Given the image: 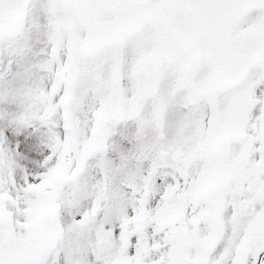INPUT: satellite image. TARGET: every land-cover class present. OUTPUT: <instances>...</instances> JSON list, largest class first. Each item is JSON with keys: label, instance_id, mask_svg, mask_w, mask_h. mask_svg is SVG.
Masks as SVG:
<instances>
[{"label": "snow or ice", "instance_id": "6c2138e0", "mask_svg": "<svg viewBox=\"0 0 264 264\" xmlns=\"http://www.w3.org/2000/svg\"><path fill=\"white\" fill-rule=\"evenodd\" d=\"M0 264H264V0H0Z\"/></svg>", "mask_w": 264, "mask_h": 264}]
</instances>
